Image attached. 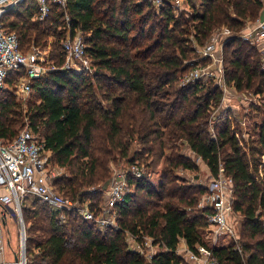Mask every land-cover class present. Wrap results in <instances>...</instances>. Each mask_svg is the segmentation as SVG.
Listing matches in <instances>:
<instances>
[{"label":"trees","instance_id":"obj_1","mask_svg":"<svg viewBox=\"0 0 264 264\" xmlns=\"http://www.w3.org/2000/svg\"><path fill=\"white\" fill-rule=\"evenodd\" d=\"M175 1L163 0L157 8L150 1L67 0L66 10L51 5L49 16L40 21L36 1L26 0L3 15L5 29L17 35L22 52L46 36L57 38L51 65L57 69L32 79L37 101L28 112L50 163L68 171L56 177V189L97 210L105 192L87 189L100 182L108 188L109 160L120 158L161 174L156 187L146 174L128 176L129 192L115 206L116 224L104 229L76 212L54 210L39 199L37 209V202H30L25 206V222L33 220L27 228V264H191L177 253L181 239L190 251L209 249L217 264H264V120L257 138L246 139L236 111L214 115L223 94L212 79L177 86L179 76L196 65L186 63L196 56L195 44L203 46L222 26L239 31L247 19L260 15L262 3L197 0L196 5L187 0L189 11L176 13ZM77 30L85 35L92 73L61 68L62 42ZM222 49L224 82L237 92L263 93L264 51L237 36ZM21 74L8 75L11 93L0 99L3 141L19 134L14 76ZM195 157L213 177L222 170L232 180L233 213L241 216L236 243L210 247L203 237L210 209L198 203L206 186L178 173L198 171ZM146 238L157 249L150 260L136 248H144Z\"/></svg>","mask_w":264,"mask_h":264},{"label":"built area","instance_id":"obj_2","mask_svg":"<svg viewBox=\"0 0 264 264\" xmlns=\"http://www.w3.org/2000/svg\"><path fill=\"white\" fill-rule=\"evenodd\" d=\"M24 1L26 0H0V89L4 87L10 73L23 70L24 75L17 82L15 91L17 98L20 100H25L30 96L32 79L41 78L47 71L57 68L44 65L43 59L39 56L40 53L36 49H33L29 54H24L19 49L17 35L13 32H8L3 25L2 17L7 10ZM35 1L37 4L36 18L40 21L45 20L49 16L51 5L60 6L66 10L67 0ZM141 1H150L157 8L163 4V0ZM182 1L176 0L173 4L176 12L183 11V9L189 11V5L183 6ZM185 1L187 2V0ZM260 1L263 7L262 16L257 18L252 26H246L242 33L240 32L238 35L233 33V35L250 41L260 51H264V0ZM65 18L69 21L67 13ZM230 34H232L230 31L223 30L222 34L214 36L210 44L197 50L199 56L186 62L190 65L196 63V65L190 73L181 79L182 86L199 80L205 81L206 79L213 80L215 78L216 84L221 88L223 94L221 104L227 102V84L222 78L223 59L221 54L218 55V50L220 49V52H222L223 45L229 39L228 36ZM86 49L87 45L77 31L73 37L68 35L62 42V51L65 58L62 68L92 73L93 68L87 57ZM216 55L219 57H216ZM204 60H208L207 64L204 63ZM75 64L78 65V68H75ZM248 99L245 98L243 100ZM238 101L242 103V100L239 99ZM243 125L246 127L247 121L243 122ZM49 165L50 160L48 152L45 150L44 142L33 128H24L13 140L3 141L0 139V189L5 191V194L0 195V203L4 205L16 203L19 206L22 199L34 196L54 210L76 212L84 220L95 223L99 229H104L116 224L117 214L115 206L123 202L129 192L127 177L139 179L146 174L151 178L150 173H146L144 166L139 164L134 163L124 169H119L110 179L109 186L105 192V200L99 205L97 210H94L90 203L76 202L61 194L53 183V179L58 172L52 171ZM206 189V193L199 200L198 207L200 209H210V212L207 213V219L216 234L220 232L222 236H226L230 240L229 242L233 241L236 243L238 240L237 230L230 218L233 214V183L231 178L227 177L221 170L218 177L213 178L206 185ZM19 216L21 223H23L21 214ZM21 239V252L16 264H27L24 246L26 240L24 226ZM1 241L2 237L0 234V243ZM151 242L150 238H146L144 248L136 245L138 251L149 260L156 253L155 247L152 246ZM181 255L186 257L191 264H217V261L211 256L210 250L203 246H198L197 252L190 251L186 247ZM0 264L7 263L0 262Z\"/></svg>","mask_w":264,"mask_h":264},{"label":"rangeland","instance_id":"obj_3","mask_svg":"<svg viewBox=\"0 0 264 264\" xmlns=\"http://www.w3.org/2000/svg\"><path fill=\"white\" fill-rule=\"evenodd\" d=\"M141 1V0H138ZM195 4L198 5V1L195 0ZM183 8V6H181ZM263 9V7H262ZM184 10V9H183ZM182 11V10H180ZM177 13V12H176ZM259 18V16L257 17ZM247 19L244 22V26L242 29H240L239 31H232L230 30L228 27L222 26L220 28H218L217 30L213 31V33L210 35L208 41H206V43L201 46L198 44H195V48L196 51L203 48L204 46L210 44L213 41L214 36L218 35V34H222L223 30H228L230 31L232 34H230L228 37H234L236 35L234 34H240V32L242 33V30H244V28L247 26H252L255 23V20L257 19ZM77 32L82 36L83 40L85 39V35L80 31L77 30ZM56 36H46V41L42 40V43L39 46H33L30 45L29 47L26 46L24 47V54H29L33 49H36L39 54V56L43 59V63L44 65L48 66V67H52L51 65H53L54 61V53L55 52V45L57 44L56 41ZM59 51L60 50V46L58 47ZM218 50V48H217ZM223 50V49H222ZM63 53V51H62ZM216 54V53H215ZM222 56L223 59V51L220 52V49L218 50V55ZM218 55H216V57H219ZM199 56V53L197 51L196 56L193 58H197ZM53 58V59H52ZM191 58V59H193ZM65 59V58H64ZM204 64V63H202ZM207 64V63H206ZM205 65V64H204ZM223 65V63H222ZM56 67V66H55ZM213 67H215L213 65ZM62 68V67H61ZM75 68H78V65L75 64ZM57 69V68H56ZM190 73V72H189ZM183 74L181 76H179L178 80H177V86H182V82L181 79L187 75ZM12 76V75H11ZM22 74L21 77H17L14 76L15 80L18 79L17 81L19 82L22 79ZM10 77V76H9ZM205 81H210V80H205ZM214 83H216L215 78L213 79ZM17 84V83H16ZM15 85V84H14ZM10 89H12V86L10 84H7V80L5 82V85L3 88H1L0 90V99H4L6 96L10 95ZM16 87L14 88V91H16ZM227 102L221 104L220 102V106L214 110L215 115H219L222 111H224L226 108H230L234 111H236V115L237 118L239 119L242 127H243V132H244V136L246 139H256L258 136V125L260 124V122L262 120H264V92L260 93V94H256V92H254L253 90H248L245 92H237V90L235 89V87L233 85L227 84ZM15 98H17L15 96ZM245 98H249L248 100H243ZM18 99V98H17ZM242 100V103H239L238 100ZM37 101V98L35 96V92L33 91V94H30V96H28L27 99L25 100H20L18 99L17 102L19 103V115L14 117V120L16 121L15 123H17V130L18 132H20L21 130H23L24 128H30V120L28 117V112H29V106L31 103ZM262 107V108H261ZM222 110V111H221ZM247 121V126L245 127L243 125V122ZM210 130L213 131V129L210 127ZM182 142H180L181 144ZM181 147L184 148V146L182 145ZM187 150V148L185 147L183 149V151ZM48 156H50V154L48 153ZM260 161L262 162V165L260 166V169H263L264 166V156L260 157ZM133 164V163H132ZM132 164H127L125 163L124 160L117 158L116 161H111L109 160L108 162V168H110V178L114 175L115 172H117L119 169H124L125 167H129ZM138 164V163H135ZM50 169L54 172H58V174H56L55 178L53 179V183L54 180L56 179V177L59 176H67V169L63 168V167H57L55 166V164H53L52 162L49 165ZM200 167H202V163H200ZM204 167V166H203ZM159 170V169H158ZM180 174V176L186 180L191 179V177L194 175L195 179L192 180V182L194 184H200L202 183L204 186H206L213 178V176L211 177H207L206 174H202L201 171L198 172H193L190 170L185 171L184 173H181L180 171L178 172ZM151 175V180L153 185L156 187L158 186V183L161 181V174L160 171L159 172H155V173H150ZM200 182V183H198ZM104 182H100L97 183L93 186H91L88 190V192H106L107 188L103 186ZM103 188V189H102ZM35 201L36 203V208L38 209V207L40 206V203L42 204V202H40L36 197L34 196H28L24 199H22L19 203V206L16 203H12L11 204V209L13 211H3L4 213L6 212L7 216H9L10 218H14V224H13V232L15 233V235H17L16 237V244H15V251H17V254L20 255L21 252V241H22V234H23V226L25 229V238L27 236V228L30 227L31 225V221L29 222H25V206H30V202ZM3 213V215H5ZM19 214H21V217L23 219V223H21L20 221V216ZM3 215H1V217H3ZM231 222L234 224L235 229L237 230V235L239 237L240 232H241V216L239 214L233 213L231 215ZM27 221V220H26ZM230 222V221H229ZM230 222V224H231ZM218 232V231H217ZM203 237L204 239L207 241L208 245L210 247H220L223 245H227L229 243L230 240L226 239V236H222L220 232H218V234L215 233L214 229L208 225L207 228L204 230L203 232ZM239 242V241H238ZM25 252H26V240H25ZM18 255V256H19Z\"/></svg>","mask_w":264,"mask_h":264},{"label":"crops","instance_id":"obj_4","mask_svg":"<svg viewBox=\"0 0 264 264\" xmlns=\"http://www.w3.org/2000/svg\"><path fill=\"white\" fill-rule=\"evenodd\" d=\"M182 3H183V6H185V7L188 5L185 0H183ZM262 14H263V11L261 9L259 17L262 16ZM195 160L197 161V164L199 166L198 171H201L202 174L205 173L207 177H211L212 175L209 171V168L201 160V158L195 157ZM200 163H202V167H200ZM198 171H195V172H198ZM180 172L184 173L185 171L182 170ZM193 179H195L194 175L191 177V179H188V180L191 183H193L192 182ZM198 183H200V182H198ZM200 184H202V183H200ZM4 192L5 191L3 189H0V195L5 194ZM10 208H11V204L10 205H4V204L0 203V234L2 237V241L0 243V262H5L7 264H16L19 254H17V251H15V244H16L17 235H15V233L13 232V227H12L15 220L13 217L10 218L9 216H7L6 212L5 213L3 212L5 210L9 212ZM3 213L5 215H3ZM1 215H3V217H1ZM226 239H227V237H226ZM222 246H225V245L222 244ZM186 247H187V245L185 243V240L181 239L179 246H178V249H177V253L182 254ZM154 250H155V252H157L156 248H154Z\"/></svg>","mask_w":264,"mask_h":264},{"label":"water","instance_id":"obj_5","mask_svg":"<svg viewBox=\"0 0 264 264\" xmlns=\"http://www.w3.org/2000/svg\"><path fill=\"white\" fill-rule=\"evenodd\" d=\"M11 211H13L11 208H10Z\"/></svg>","mask_w":264,"mask_h":264}]
</instances>
